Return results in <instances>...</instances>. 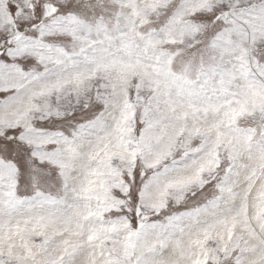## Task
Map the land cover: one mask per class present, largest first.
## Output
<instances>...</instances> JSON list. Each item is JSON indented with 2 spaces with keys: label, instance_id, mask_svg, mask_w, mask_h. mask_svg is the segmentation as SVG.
I'll return each mask as SVG.
<instances>
[{
  "label": "snow or ice",
  "instance_id": "1",
  "mask_svg": "<svg viewBox=\"0 0 264 264\" xmlns=\"http://www.w3.org/2000/svg\"><path fill=\"white\" fill-rule=\"evenodd\" d=\"M0 264H264V0H0Z\"/></svg>",
  "mask_w": 264,
  "mask_h": 264
}]
</instances>
